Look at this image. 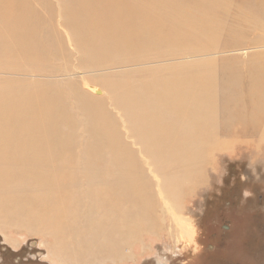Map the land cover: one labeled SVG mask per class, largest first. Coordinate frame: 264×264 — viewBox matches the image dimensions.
Masks as SVG:
<instances>
[{"label":"bare ground","instance_id":"obj_1","mask_svg":"<svg viewBox=\"0 0 264 264\" xmlns=\"http://www.w3.org/2000/svg\"><path fill=\"white\" fill-rule=\"evenodd\" d=\"M231 2L0 0V69L61 79L101 68L106 80L99 85L111 90V108L122 115L117 120L106 105L97 108L99 98H89L71 79L1 83V224L49 238L63 260L74 252L72 264H90V252L97 255L93 264L131 261L129 252L154 232L157 220L172 221L193 241L195 229L181 214L184 199L205 185V163L222 150L196 146L200 136L218 127L219 117L228 119L222 129L236 121L240 136L264 129V54L241 69L239 57L217 50L245 46L234 37L242 33V13L262 20L264 29V0H238L237 15H230ZM225 23L232 24L228 37L216 43L208 32ZM201 53L217 58L145 66L140 77L119 75L112 83L105 76ZM81 74L86 90L101 93ZM243 112L249 126L239 118ZM196 123L203 132L194 130ZM124 134L132 147L122 143ZM261 142L254 154L264 162ZM18 174L20 185L12 180ZM159 178L167 183L156 196L151 188ZM38 185L43 193L28 199Z\"/></svg>","mask_w":264,"mask_h":264},{"label":"rangeland","instance_id":"obj_2","mask_svg":"<svg viewBox=\"0 0 264 264\" xmlns=\"http://www.w3.org/2000/svg\"><path fill=\"white\" fill-rule=\"evenodd\" d=\"M239 12L240 5L238 0H232L230 15H237ZM241 16L243 20L239 27L242 33H235L234 37L243 41L245 46L223 49L225 45H221L217 50H219L220 54H226V56L239 57V64L237 66L242 69L244 68L242 64L246 63L251 56L254 54H264V29L261 28L262 20L257 19L252 14L242 13ZM231 25L228 23L218 24L217 28L214 31L210 30L208 34L210 33V35L217 39L216 43L221 40L223 42L228 37ZM187 26L190 28L189 25ZM184 29L188 30L186 27ZM64 31L65 28L59 27L60 34L64 35ZM201 54L204 55L191 54L186 57H179L183 59L170 58L163 61L142 63L140 64L141 67H134L133 65L118 71L112 70L111 73L105 74V76L107 77V81L112 83V79H117L119 75L123 79L130 78L132 73L140 77V70L146 68L145 66L189 64L217 58L211 57V54ZM64 64L67 63L65 61L61 63V65ZM58 66H60L59 62ZM81 72H85V80L97 86L101 90V93H97L96 96L85 89L83 85L84 80H81ZM22 77L16 73H5L4 70L0 69V84L6 83L5 80ZM31 78L23 77L24 80L35 82L60 81L62 79L66 80V78L77 81L80 88H83L88 93L89 98L93 96L99 98L96 102L97 108L106 105L107 110L115 119L120 120L119 117H122L118 111L111 108V90L99 85L102 80H106L104 71L101 68H92L89 69V72L76 71L72 75L61 79ZM241 78L244 82L245 78L243 74ZM104 114L108 115L105 111ZM248 116L247 112H243L239 116L244 126H249L247 122ZM227 122V118L219 117V126L205 129L203 135L200 136V144H196V146L222 150L215 153L205 163V166H207L205 185L198 187V189L195 187L184 199V207L181 214L190 220L195 229L193 241L182 238L178 231L174 229L172 221H167L166 226H163L157 220L154 232L142 239L141 245L137 250L129 252L132 253L133 258L124 264H195L199 261V258L201 259V256L210 254V249L212 250L219 240L225 241L227 239L228 242L222 246L224 251H228L225 254L239 255L246 259L245 261H247L248 256L257 253L262 245V248H264V162L261 161L257 153L254 154L258 152L257 147L263 146L261 140H264V129L259 133H248L240 136L236 134L238 126L234 127L237 124L236 121L233 122V127L222 129V125ZM261 123L264 124V122ZM122 127L123 124L119 122L117 129L121 130ZM107 128L114 130L115 125H109ZM193 128L195 131L203 132L198 123ZM128 138L124 134L122 143L132 147L133 140ZM236 147L242 149L237 152ZM12 180L20 185L22 183V175L18 174ZM159 180L160 183L154 179V184L151 188L156 196L159 193V186L164 191L163 186L167 183L165 179L159 178ZM43 191V186L38 185L29 192L27 198L34 200ZM222 226H231V230L221 232ZM210 228L213 229V233L219 232L216 237L218 240H213L212 237L210 238L211 240H206L205 236ZM87 232L88 230H84V233ZM48 239L34 233L25 232L14 226L4 227L0 220V264H72L75 261L74 252L66 254V260L54 255ZM248 240L253 243V247L247 246L246 249L243 244L247 243ZM255 243L262 245L258 244V248H254ZM96 256L95 253L90 252L86 261L93 264L97 260ZM260 256H262L261 251L259 252ZM263 261L264 258L259 260L257 264H264Z\"/></svg>","mask_w":264,"mask_h":264},{"label":"flooded vegetation","instance_id":"obj_3","mask_svg":"<svg viewBox=\"0 0 264 264\" xmlns=\"http://www.w3.org/2000/svg\"><path fill=\"white\" fill-rule=\"evenodd\" d=\"M213 229H209L206 233L205 238H207L206 240L210 239L212 237V239H216L217 235L219 234V232L213 233L212 231ZM231 230V226H222L221 228V232L224 231H230ZM211 240V239H210ZM218 240V239H216ZM228 242L227 240H219V242L217 243V245H214L212 250L210 249L209 252H211L210 254L207 255H203L201 256V259L199 258V261L196 262L195 264H257V262L261 259L264 258V248L262 244L259 243H255V247L254 248H258V244L262 245L260 247V249H258L257 253H254V255H250L247 258V261H245L246 259L240 257L239 255L236 254H225L228 251L223 249V245H225ZM216 244V243H215ZM244 247L247 246L248 247H253V243L251 241L248 240L247 243L243 244ZM210 248V247H209ZM261 251L262 256L259 257V252ZM239 258V260H237ZM233 262V263H232ZM235 262V263H234ZM264 262V261H263Z\"/></svg>","mask_w":264,"mask_h":264}]
</instances>
